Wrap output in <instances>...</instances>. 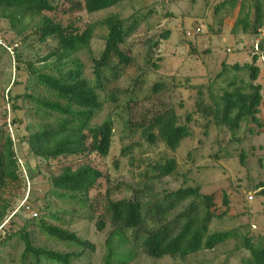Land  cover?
<instances>
[{
  "label": "rangeland",
  "instance_id": "374dc122",
  "mask_svg": "<svg viewBox=\"0 0 264 264\" xmlns=\"http://www.w3.org/2000/svg\"><path fill=\"white\" fill-rule=\"evenodd\" d=\"M225 1L132 0L110 10L82 15L83 21L92 23L110 15H117L126 26L134 19L138 21L135 32L121 46L131 59L130 64L123 67L111 61L101 70L102 89L98 95L103 105L91 122V125H100L110 118L114 124L108 156L90 158L94 166L108 177L110 199H129L131 189H142L145 185V174L156 176L157 167L171 161L174 174L150 184L155 195L160 197L163 193L189 186L198 188L203 195H213L217 213L227 211L222 219L211 221L208 234L228 233L231 237L213 250L201 251L179 261L170 258L152 260L139 248L129 264H245L248 253L240 248L242 238L264 236V196L257 190L260 184L264 185V128L260 135H254L249 132L256 131L254 125L242 124L233 135L225 128L215 127L210 118L196 112L199 98L207 103L208 89L218 94L225 88L226 81L235 75L232 66L249 64L251 47L264 39V27L257 34L232 33L241 5L245 12L250 10L249 21L252 23L253 0H236L234 9L225 7L215 14V9ZM196 29L201 31L193 35ZM165 32L170 33L168 40L162 39ZM187 33L191 36L188 37ZM106 34L104 27L96 29L89 42L91 55L86 51L76 55L84 65L85 78L90 82H93L91 57L98 59ZM17 54L21 56L20 64L14 60ZM26 62L34 63L35 70L44 66L36 63L35 53L20 43L5 20H0V124L6 122L5 133L14 140L22 175L27 176L25 188L11 200L8 217L0 227V264H21L22 243L16 238L4 243L5 238L24 227L26 221L33 218L38 222L50 211L57 213L61 222L46 215L47 221L75 233L93 247L81 257L72 259L70 264H104L105 240L112 227L106 223L104 231L98 232L95 220L88 221L84 211L78 210L71 216L72 203L50 195L45 162L35 159L24 142L25 127L36 121L27 113L28 108L22 99L14 101L18 107L16 111L11 110V103L7 101L8 97L20 96L25 91ZM257 66L260 69L258 83L264 86V61L259 60ZM236 76L237 80H248L247 73L239 72ZM156 85L165 88L159 96L153 92ZM197 89L201 90V97H198ZM156 98L169 104L189 129V138L182 141L175 152L160 142L149 143L146 134L141 132L130 137L126 129V103L130 107L136 105L138 109L150 105V100ZM263 115L264 108L260 117ZM188 117L190 122L186 121ZM125 148L130 151L122 155ZM241 156L245 165L241 164ZM100 183L104 186L105 179ZM98 190L91 192L92 199L99 197ZM249 197H252L251 201ZM224 198L228 207L222 204ZM26 228L36 247L63 254L81 252L74 245L49 239L37 226ZM126 236L131 241L129 232ZM41 264L56 263L41 259ZM113 264L118 263L114 260Z\"/></svg>",
  "mask_w": 264,
  "mask_h": 264
},
{
  "label": "trees",
  "instance_id": "16d2710c",
  "mask_svg": "<svg viewBox=\"0 0 264 264\" xmlns=\"http://www.w3.org/2000/svg\"><path fill=\"white\" fill-rule=\"evenodd\" d=\"M128 1L132 0H0V20H5L20 43L35 53L36 63L44 65L41 70H35L34 63L26 62L25 91L20 96L8 97L7 101L11 103V110L16 111L18 107L14 101L22 99L28 108L27 113L36 121L25 127L24 142L35 159L45 162L50 195L71 202V216L78 210L84 211L88 221L95 220L98 232L104 231L106 223L112 227L105 240L104 264H113L114 260L118 264H129L139 248L152 260L184 261L201 251L213 250L231 237L228 233L208 234L211 221L222 219L227 212L217 213L215 197L203 195L198 188L189 186L163 193L160 197L155 195L150 187L152 181L174 174V163L166 161L157 167L156 176H143L145 185L142 189H131L129 199L113 201L107 175L90 160L92 156L106 158L113 139L114 124L110 118L100 125H91L103 105L98 95L102 89L101 70L111 61L123 67L130 64L131 59L121 46L135 32L138 21L134 19L126 26L117 15H110L92 23L83 21L82 15L110 10ZM236 4V0H226L215 9V14L225 7L232 10ZM263 4L264 0H253L252 23L249 21L250 10L245 12L241 5L232 33L257 34L261 31L264 27ZM100 27H104L107 34L98 59L91 57L93 82H90L85 78L84 65L76 55L81 51L91 55L89 42ZM169 37L170 33L165 32L162 39L168 40ZM252 50L253 46L249 64L232 66L235 75L226 81L225 88L218 94L208 89L207 103L201 98L196 103L197 113L233 135L242 124L254 125L256 131L249 130L254 135H260L264 128V117H260L264 108V86L258 83L260 69L257 66L259 58L264 55V39L258 42V54ZM14 60L19 64L22 61L19 54ZM239 72L248 74L247 82L237 80ZM164 90L162 85L153 88L158 96ZM197 95L202 96L200 89H197ZM150 101V105L138 109L136 105L130 107L126 103L129 136L141 132L146 134L149 143L160 142L175 152L181 142L189 138V129L169 104L159 98ZM186 121L190 122V117ZM6 126V122L0 124V227L8 217L11 200L25 188L27 178L25 173L22 175L15 142L5 133ZM127 151L129 148L123 149L122 155ZM243 158L241 156V164L245 165ZM102 179H105L104 186L100 183ZM95 190H98L99 197L92 199L90 194ZM257 190L264 196L263 184ZM222 204L228 207L226 198ZM46 215L61 222L57 213L50 211ZM46 215L38 222L33 218L26 221L24 227L5 238L4 243L13 238L22 243L21 264H41V259L70 264L72 259L93 250L75 233L52 225ZM27 226H37L49 239L74 245L81 252L63 254L36 247ZM126 232L130 233L131 241ZM240 248L248 253L245 264H264V236L244 237Z\"/></svg>",
  "mask_w": 264,
  "mask_h": 264
},
{
  "label": "built area",
  "instance_id": "2783aa9c",
  "mask_svg": "<svg viewBox=\"0 0 264 264\" xmlns=\"http://www.w3.org/2000/svg\"><path fill=\"white\" fill-rule=\"evenodd\" d=\"M200 31H201L200 29H196V30L193 32V35H198V34L200 33ZM187 36L190 37L191 34H190V33H187ZM258 42H259V40H258V41L256 42V44H254V46H253V50H252V51H253L255 54H258ZM263 59H264L263 57L259 58V60H261V62L264 61ZM259 60H258V61H259ZM262 109H263V108H262ZM263 117H264V115H263ZM248 200L251 201V200H252V197H249Z\"/></svg>",
  "mask_w": 264,
  "mask_h": 264
}]
</instances>
